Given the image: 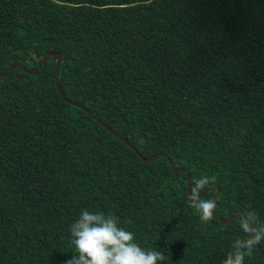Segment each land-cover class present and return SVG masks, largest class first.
Returning a JSON list of instances; mask_svg holds the SVG:
<instances>
[{
	"label": "trees",
	"instance_id": "obj_1",
	"mask_svg": "<svg viewBox=\"0 0 264 264\" xmlns=\"http://www.w3.org/2000/svg\"><path fill=\"white\" fill-rule=\"evenodd\" d=\"M49 51L41 73L21 70ZM12 66L0 264H64L81 210L117 216L161 264H223L247 236L240 215L219 218L254 211L264 224V0H0V73ZM204 175L207 224L187 191ZM244 264H264L257 247Z\"/></svg>",
	"mask_w": 264,
	"mask_h": 264
},
{
	"label": "clouds",
	"instance_id": "obj_2",
	"mask_svg": "<svg viewBox=\"0 0 264 264\" xmlns=\"http://www.w3.org/2000/svg\"><path fill=\"white\" fill-rule=\"evenodd\" d=\"M20 68H23L22 71L28 70ZM213 179L201 176L193 181L189 189V206L205 224L213 219L217 201L204 199L201 193ZM238 223L247 238L233 241V251L227 254L223 264H244L245 256H250L253 249L264 240V224L259 223L256 212L242 213ZM69 231L70 243L75 247V253L64 264H161L168 259L155 248L146 250L141 247L135 241L134 233L121 227L119 218L113 214L81 210L79 218L70 225Z\"/></svg>",
	"mask_w": 264,
	"mask_h": 264
},
{
	"label": "water",
	"instance_id": "obj_3",
	"mask_svg": "<svg viewBox=\"0 0 264 264\" xmlns=\"http://www.w3.org/2000/svg\"><path fill=\"white\" fill-rule=\"evenodd\" d=\"M54 55V52L53 51H49L47 52L44 57L42 58V69L40 71H29V70H23L25 73L29 74V75H37L39 73H41L43 71V69L45 68V63H46V60L48 59L49 56H53ZM61 59H62V53H58L57 55V59H56V67H55V74H56V77H55V87L58 91H60V87H59V83H58V73H59V67H60V63H61ZM17 66H12L9 71L7 73H0V77H3L7 74H11L13 69L16 68ZM23 69V68H21ZM84 107V106H82ZM91 117H93L94 119L95 116H93L88 110H85ZM97 121L104 127V128H107V130L115 137H117L118 139L122 140L124 143H126L127 145H129L131 148H133L135 150V148L126 140L124 139L120 134H118L117 132H115L114 130H112L111 128H109L106 124H104L103 122H101L100 120L97 119ZM140 158L142 159V161H152L156 158H158L159 156H164V157H167L166 155L164 154H155L153 156H150V157H147V158H143L140 154H139ZM168 162L171 166V169L174 173V175H177L179 171L181 170H184L186 171L184 168H181V167H175L174 164H173V161L172 159L168 158ZM190 176H188V183H187V191L188 193L190 194ZM206 189L203 191V193H201V197L204 195ZM218 193V190L216 192V194ZM215 196V195H214ZM214 196L212 198H214ZM242 213L240 211H237L234 216L231 218V219H222V218H219V220H221L222 222L224 223H233L234 221H236V219L238 218L239 215H241ZM214 215H216L214 213ZM258 250H259V253L261 255V258L263 259L264 261V255L262 253V250L260 249L259 246H257Z\"/></svg>",
	"mask_w": 264,
	"mask_h": 264
}]
</instances>
